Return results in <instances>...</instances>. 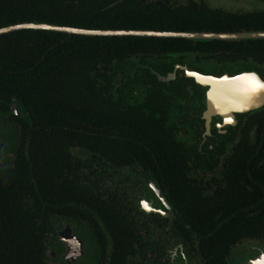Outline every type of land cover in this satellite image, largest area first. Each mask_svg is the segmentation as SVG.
<instances>
[{
	"label": "trees",
	"instance_id": "1",
	"mask_svg": "<svg viewBox=\"0 0 264 264\" xmlns=\"http://www.w3.org/2000/svg\"><path fill=\"white\" fill-rule=\"evenodd\" d=\"M116 1L0 0V29L146 30L158 23L145 9ZM237 22L264 30V12ZM158 41L34 30L0 35V264H53L60 224L90 228L99 264H164L172 241L198 264H229L235 246L264 241V143L255 148L252 190L236 179L243 171L247 183L244 166L231 171L229 188L204 191L171 155L176 144L155 121L115 104L88 76L106 57ZM124 167L157 181L174 210L171 222L139 212L133 184L123 186L113 174Z\"/></svg>",
	"mask_w": 264,
	"mask_h": 264
},
{
	"label": "flooded vegetation",
	"instance_id": "2",
	"mask_svg": "<svg viewBox=\"0 0 264 264\" xmlns=\"http://www.w3.org/2000/svg\"><path fill=\"white\" fill-rule=\"evenodd\" d=\"M118 1L133 9H145L157 18L154 21L158 20L153 27L147 25L146 30H123L188 37L145 38L159 41L106 57L107 62H101L88 76L103 86L115 104L155 121L176 144L171 155L179 160L190 179L200 180L204 191L229 188L231 171L244 166L247 183L243 171L236 179L239 177L241 185L252 190L255 148L264 143V88L255 86L264 84V48L260 46L264 39L242 37L264 30L240 25L237 19L264 10L247 6L230 10L219 2L212 5L210 0ZM241 2L238 0V4ZM164 15L169 16L162 22ZM4 158L1 153L0 164ZM124 171L134 174L132 179L121 178ZM113 174L123 186L133 184V201L139 212L149 218L173 220L172 205L148 173L124 167ZM142 200L159 213L141 210ZM168 211L171 216H164ZM64 225L60 224L56 233ZM175 247L178 251L171 252L165 264L174 262L172 255L180 250L191 258L180 243L172 241L165 250Z\"/></svg>",
	"mask_w": 264,
	"mask_h": 264
},
{
	"label": "water",
	"instance_id": "3",
	"mask_svg": "<svg viewBox=\"0 0 264 264\" xmlns=\"http://www.w3.org/2000/svg\"><path fill=\"white\" fill-rule=\"evenodd\" d=\"M239 1H246L247 3H251L255 6H259L258 8L264 10V0H239ZM257 8V7H256ZM21 30H34V31H48V32H57L61 34H68V35H78V36H86V37H139V38H181V37H188L186 35H179L174 33H148L144 31H110V30H88V29H79L74 27H63V26H56L50 24H18L12 25L5 28L0 29V35L8 34L14 31H21ZM242 37V36H241ZM244 39H264V33H256L250 36H243ZM222 39V37L220 38ZM11 113L14 116H18L17 107L13 106L10 108ZM3 148V143L0 142V152ZM158 194V192H157ZM141 210L145 212H152V213H159V211L153 210L150 208V204L145 200H142L139 204ZM168 208V207H167ZM166 217H170L171 213L168 211L164 214ZM57 239L65 245V252L62 255V260L66 264H74L75 261L81 257L83 252L82 241L76 237L72 233V228L69 225H64L63 229L57 233ZM178 248L181 249V246ZM178 248L173 250H168L166 256H170V252L178 251ZM238 248H242V256L244 255V259L241 258L237 264H264V241H252L248 244L244 245H237L232 250L235 252L238 251ZM230 251V255L231 252ZM51 256L54 258L55 254L53 252H49ZM230 257V256H229ZM170 258V257H169ZM186 262L190 264V261L186 258L183 251L180 250L179 253L176 255V260L173 263L175 264L176 261ZM228 263L231 264V260L228 259Z\"/></svg>",
	"mask_w": 264,
	"mask_h": 264
},
{
	"label": "rangeland",
	"instance_id": "4",
	"mask_svg": "<svg viewBox=\"0 0 264 264\" xmlns=\"http://www.w3.org/2000/svg\"><path fill=\"white\" fill-rule=\"evenodd\" d=\"M223 1V0H221ZM231 3H225V2H220L217 0H210V3L212 5H219L218 2L222 5L228 6L230 10H237L238 8H241L242 6H247L246 8H253L257 7L256 9H259L258 5L255 6L251 3H247L246 1H242L240 4H238V0H230ZM236 1V3H235ZM210 4V6H211ZM237 4V5H236ZM249 4V5H248ZM134 175V174H133ZM133 175H131V172L129 171H124V173H121L120 176L122 177H127L128 179H132ZM136 178L138 179L139 176L136 175ZM154 205L157 207L158 205L156 202H154ZM72 228V233L78 237L82 241V246H83V252L81 257H79L74 264H99V248L96 244V241L94 239L93 233L90 230V228L86 227L85 225H71ZM249 242H244L241 245L248 244ZM53 248L57 252L58 255H56V258L53 261V264H65L64 261L61 259V256L63 255V245L61 242L56 239L55 244L53 245ZM176 249V247L174 248ZM173 250V249H169ZM171 254V252H170ZM176 255L173 253V261L176 260ZM245 255V254H244ZM244 255L242 256V248H238V251L235 252L232 250L231 255L229 259L231 260V264H237V262L241 258H245ZM187 258V257H186ZM170 258L168 256H165L163 258V263L165 264L167 260ZM190 261V264H198V261L195 258H187ZM171 262V261H170ZM173 263V262H171ZM169 264V263H168ZM175 264H182L179 260L175 262ZM184 264H187L184 262ZM189 264V263H188Z\"/></svg>",
	"mask_w": 264,
	"mask_h": 264
},
{
	"label": "snow or ice",
	"instance_id": "5",
	"mask_svg": "<svg viewBox=\"0 0 264 264\" xmlns=\"http://www.w3.org/2000/svg\"><path fill=\"white\" fill-rule=\"evenodd\" d=\"M252 80L254 81V80H255V78H254V77H252ZM255 86H258V87L264 88V84H258V85H255Z\"/></svg>",
	"mask_w": 264,
	"mask_h": 264
}]
</instances>
